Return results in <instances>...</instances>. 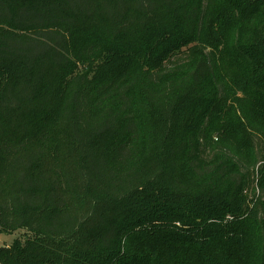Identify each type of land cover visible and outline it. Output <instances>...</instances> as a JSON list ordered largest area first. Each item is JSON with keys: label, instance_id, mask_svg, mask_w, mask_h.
<instances>
[{"label": "trees", "instance_id": "16d2710c", "mask_svg": "<svg viewBox=\"0 0 264 264\" xmlns=\"http://www.w3.org/2000/svg\"><path fill=\"white\" fill-rule=\"evenodd\" d=\"M0 264H264V0H0Z\"/></svg>", "mask_w": 264, "mask_h": 264}, {"label": "rangeland", "instance_id": "374dc122", "mask_svg": "<svg viewBox=\"0 0 264 264\" xmlns=\"http://www.w3.org/2000/svg\"><path fill=\"white\" fill-rule=\"evenodd\" d=\"M18 233L0 234V246H9L16 239Z\"/></svg>", "mask_w": 264, "mask_h": 264}]
</instances>
